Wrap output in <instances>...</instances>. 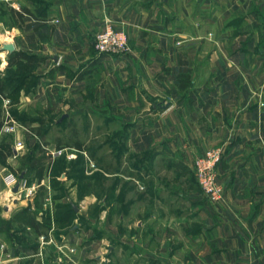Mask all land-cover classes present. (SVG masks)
Segmentation results:
<instances>
[{
  "label": "crops",
  "instance_id": "crops-1",
  "mask_svg": "<svg viewBox=\"0 0 264 264\" xmlns=\"http://www.w3.org/2000/svg\"><path fill=\"white\" fill-rule=\"evenodd\" d=\"M2 5L16 12L9 11L11 29L0 28V37L2 30L8 34L1 40L0 70L19 52L41 59L27 66L15 93L0 97L15 112L59 113L56 124L71 128L74 139L52 140L38 130L49 119L30 117L23 125L27 145L21 141L4 153L25 162V169L13 185L6 178L14 169L0 170V264H116V248L108 247L113 241L143 264H264V0H0ZM22 8L32 15L22 19ZM107 20L127 32L131 53L97 51L96 35ZM5 42L15 50H4ZM183 72L192 83L180 90ZM85 117L92 129L120 130L123 150L138 159L132 169L142 192L137 200L124 197L119 220L123 224L135 204L142 218L131 216L124 232L112 218V200L100 202L93 216L94 193L78 204L66 194L55 196L71 178L66 168L63 186L52 185L59 159L93 162L81 155L86 150L77 129ZM216 146L224 151L218 203L194 177L195 156ZM58 149L62 154H53ZM145 194L153 202H143ZM175 210L181 217L166 219Z\"/></svg>",
  "mask_w": 264,
  "mask_h": 264
},
{
  "label": "rangeland",
  "instance_id": "rangeland-1",
  "mask_svg": "<svg viewBox=\"0 0 264 264\" xmlns=\"http://www.w3.org/2000/svg\"><path fill=\"white\" fill-rule=\"evenodd\" d=\"M0 22L3 24H0V28L4 26L9 27V29H11V16L8 7H6L5 5H2L0 8ZM2 31L3 36L0 37V48L2 47L1 40L5 38L4 35H8L4 30ZM130 47L131 50L129 53H131L133 50L131 44ZM1 58L2 57H0V59ZM1 65L2 61H0V68ZM0 71L4 75L3 78H8L11 80V87L18 86L21 80L25 78L26 74L30 72L25 64L12 67L6 66L3 67V69H1ZM15 100H18V97H16ZM10 105V100H4L3 98H0V122H3L2 126H0V170L2 169L3 165H10V167L14 169L15 175L17 174L16 178L18 180L21 171L25 169V165H20L18 163V160L15 159L16 156H14L13 160H7L8 158L4 157V153L7 151V147L10 148L12 145L16 144L17 147H20L18 143L21 141L23 143H26L27 145L26 139H28L30 133H28V130L23 125L26 121H29L30 117L49 119V122H51L49 124L50 126L47 125L42 129L38 127V130H40V132L48 133L47 136H49V138H52V140H54V138L56 139L57 136H64V138L66 139L73 140L74 133L71 128L63 129L62 125L56 124V120L60 118L59 113L53 114L41 110L33 111L31 113H25L19 110L15 112L12 111ZM10 118H14L19 125H17L14 131L7 132L5 131L3 126L5 125V122H7ZM88 120L89 119L87 117L83 118V120L79 123V128L77 130L78 136L81 138V141L84 145V149L86 150V155L85 153L81 155L83 156V159H87V156L92 157L93 162L88 159L87 161L84 160L83 162L80 159L76 162L65 163L64 161L59 159L60 162L59 164H57V167H55L56 170H53V172L55 171V173H57V178L55 177V179L52 181V185L57 188L63 186L61 185L60 181L62 179H65L64 177H62V175L64 169L66 168L71 170H68V172H71V178L66 181V186L68 187H64L65 190H62V192L60 193L56 192L55 196H61L63 194H66V196H68L67 200H74L76 204H78L80 203V201H82L79 197H84L85 195L94 193L93 195H95L97 199L95 205L93 204V208L91 209V213H93V216L96 215L98 208L101 206L100 202L105 199L112 200L113 202H115L112 218L115 223L118 224L119 222L120 232H124V228H129V218L131 216L136 217L137 219H139L140 216L142 218V210H140L139 206L135 204V207L132 209L130 215L128 214V218H126L127 220L123 224L119 220V217L122 213L121 206L123 204L124 197L126 196L127 200H137L138 194H141L142 192L143 184L139 183L136 171L132 169L133 164L136 163L138 159L136 155L132 153L131 150H129L128 152H126L127 150H123L126 148V146L125 141H123L120 135V130H116L115 127L114 129H105V127L92 129ZM115 132H119L118 136H116L117 140H110V138L113 137V134ZM26 147L23 149V151L27 150ZM211 148L221 147L216 146ZM106 171L109 172V175H107ZM130 174L133 175L131 176ZM194 177H196V175ZM165 179L167 180V178ZM180 179L181 178H177V184H179V187L183 184V181H179ZM72 187L75 188L72 190ZM112 187H114L113 192H111ZM65 200H61L59 203L62 204V202H65ZM142 201L145 203H150L153 202V199L150 195L145 194ZM143 215H146L145 212H143ZM170 216L175 218L181 217L177 210L172 211V213L167 211V214H165L166 219L167 217L170 219ZM131 226L132 231L136 232V226L133 224ZM102 234H104V230ZM108 244V247L110 245H113L116 248V251L114 253V260L116 264H143L141 262L142 258H136V261H133V257H129L127 254H124L122 252V244L120 242L113 241L109 242ZM147 246H150L152 248V242L147 241Z\"/></svg>",
  "mask_w": 264,
  "mask_h": 264
},
{
  "label": "built area",
  "instance_id": "built-area-1",
  "mask_svg": "<svg viewBox=\"0 0 264 264\" xmlns=\"http://www.w3.org/2000/svg\"><path fill=\"white\" fill-rule=\"evenodd\" d=\"M95 47L100 54L125 55L131 50L127 32L117 28L111 20H107L105 27L96 35ZM17 125L18 122L10 118L3 127L5 131L11 132ZM18 145H21V142ZM62 152L63 149H58L53 154L60 155ZM223 153L221 148H211L194 158V173L197 181L206 197L214 203L220 202L224 196L218 174V165L223 159ZM6 181L8 185H13L17 181L16 175L10 174Z\"/></svg>",
  "mask_w": 264,
  "mask_h": 264
},
{
  "label": "trees",
  "instance_id": "trees-1",
  "mask_svg": "<svg viewBox=\"0 0 264 264\" xmlns=\"http://www.w3.org/2000/svg\"><path fill=\"white\" fill-rule=\"evenodd\" d=\"M9 11L13 14L16 12L13 8H11ZM18 14L23 19L25 14L32 15V12L28 8H22L20 10V13L18 12ZM40 59L41 58L38 55H31V54H26L24 52H19V53L14 54L13 57L10 59V61L8 63V67L21 65L24 63L26 66H34V65H36V63ZM0 73H1V71H0ZM23 80L24 79L21 80V82L18 86L11 87V80L10 79L0 78V94L10 95V92L15 93L17 91L18 87L24 83V82H22ZM191 83H192V81H191L190 74L184 73V72L180 73L178 80H177V84H178V87L180 90L188 89L191 86ZM0 98H2V97H0ZM2 124H3V122H0V126H2ZM7 149L10 150L9 147H7ZM24 164H25V162L22 163V165H24Z\"/></svg>",
  "mask_w": 264,
  "mask_h": 264
},
{
  "label": "water",
  "instance_id": "water-1",
  "mask_svg": "<svg viewBox=\"0 0 264 264\" xmlns=\"http://www.w3.org/2000/svg\"><path fill=\"white\" fill-rule=\"evenodd\" d=\"M3 49L7 50L9 52H13L15 50V45L12 42H5L3 44ZM57 61L55 60V63H57ZM152 101H153V103L155 102V103L159 104V106H163V107H165L168 104L167 100L162 99V98H153ZM20 177L22 178L23 175H21ZM19 187H20V183L18 182L17 185L14 188V191L18 192L19 191Z\"/></svg>",
  "mask_w": 264,
  "mask_h": 264
}]
</instances>
